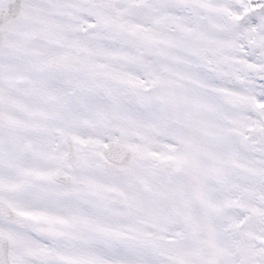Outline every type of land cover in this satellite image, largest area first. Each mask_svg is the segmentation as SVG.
Instances as JSON below:
<instances>
[{
    "label": "snow or ice",
    "instance_id": "6c2138e0",
    "mask_svg": "<svg viewBox=\"0 0 264 264\" xmlns=\"http://www.w3.org/2000/svg\"><path fill=\"white\" fill-rule=\"evenodd\" d=\"M0 264H264V0H0Z\"/></svg>",
    "mask_w": 264,
    "mask_h": 264
}]
</instances>
